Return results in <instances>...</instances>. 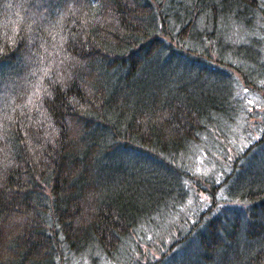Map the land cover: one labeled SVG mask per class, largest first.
Listing matches in <instances>:
<instances>
[{
    "label": "trees",
    "instance_id": "trees-1",
    "mask_svg": "<svg viewBox=\"0 0 264 264\" xmlns=\"http://www.w3.org/2000/svg\"><path fill=\"white\" fill-rule=\"evenodd\" d=\"M0 189V264H264V0H0Z\"/></svg>",
    "mask_w": 264,
    "mask_h": 264
},
{
    "label": "rangeland",
    "instance_id": "rangeland-1",
    "mask_svg": "<svg viewBox=\"0 0 264 264\" xmlns=\"http://www.w3.org/2000/svg\"><path fill=\"white\" fill-rule=\"evenodd\" d=\"M103 14H104V12H103ZM118 22V21H117ZM112 27H113V31H117V29H119L120 27H119V24H112ZM65 64L66 65H69L71 68H73V66L72 65H74V64H72V62H71V60H68V59H66L65 61ZM50 98V97H49ZM51 146H52V144H51ZM0 191H1V194L0 195H2L6 190H3V189H0ZM23 192H20V193H18V196L20 197L21 196V194H22ZM10 195V194H9ZM11 195H13V197H15V195H14V193L13 194H11ZM8 196L9 198H11L12 196ZM22 196H23V194H22ZM21 198H16V201L18 202V203H21ZM24 207L25 206H23V209H24ZM21 209H22V207H17L16 209H12L13 211H11L10 212V215H12V220L14 219V217H15V215L18 213V212H21ZM18 215V214H17ZM8 222V221H7ZM6 223V222H5Z\"/></svg>",
    "mask_w": 264,
    "mask_h": 264
}]
</instances>
